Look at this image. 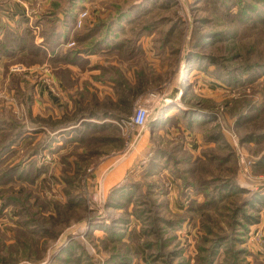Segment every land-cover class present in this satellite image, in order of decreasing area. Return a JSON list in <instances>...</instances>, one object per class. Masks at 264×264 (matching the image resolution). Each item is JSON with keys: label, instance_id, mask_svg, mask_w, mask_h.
Listing matches in <instances>:
<instances>
[{"label": "rangeland", "instance_id": "obj_1", "mask_svg": "<svg viewBox=\"0 0 264 264\" xmlns=\"http://www.w3.org/2000/svg\"><path fill=\"white\" fill-rule=\"evenodd\" d=\"M43 1L3 40L0 146L18 140L0 158V264H264V203H247L264 200V0ZM70 1L88 16L65 30ZM119 66L148 81L111 119L96 100L118 99ZM140 105L148 122L127 126Z\"/></svg>", "mask_w": 264, "mask_h": 264}, {"label": "trees", "instance_id": "obj_2", "mask_svg": "<svg viewBox=\"0 0 264 264\" xmlns=\"http://www.w3.org/2000/svg\"><path fill=\"white\" fill-rule=\"evenodd\" d=\"M68 6L70 7V9H71V7H73V3H71V1H70V3H68ZM69 9V10H70ZM68 12V8L65 10V17H64V20H65V24H68V22H69V16L68 15H71L70 13H67ZM59 17H56V18H50V19H48L47 20V22H49V28L50 29H53V27H54V25H51L50 24V22L52 21V20H55V21H57V20H59L58 19ZM54 21V22H55ZM69 23H71V22H69ZM67 27H69V26H67ZM98 31V30H97ZM65 33L66 32H63L62 34L63 35H65ZM90 35V33L89 32H87V31H84V33L82 32V33H80L79 35L81 36V37H83L84 35ZM7 37H11L12 39H14L13 40V43L14 44H11V47H13V46H15V41H16V39L18 40V39H22V40H24L26 37L24 36V34H20V33H18V31L16 30V31H12V32H10V34L8 35V34H6V38ZM110 36H107V39H106V41L105 42H107L108 41V38H109ZM55 40H56V37H55ZM81 40V39H80ZM47 39H45L44 40V42L45 43H47ZM77 41H78V39H77ZM56 42V41H55ZM80 42V41H79ZM94 42H96V40L95 41H93V42H91V46L92 45H94ZM131 42V41H130ZM48 43H49V41H48ZM125 43V42H124ZM3 43L1 44V47L3 48ZM6 47H8V46H6ZM133 48H136V45H133V47H132V53H128V55L130 56V55H133V53H135L136 54V50H134ZM12 50V49H11ZM79 49H77V50H73V52H74V54L72 55V50L70 51V53H71V55L72 56H76V53H78L79 51H78ZM87 50V49H86ZM93 52H94V49H91ZM13 52H15V51H13L12 50V53ZM53 52H54V50H53ZM66 54H69V53H66ZM70 58H74V57H70ZM115 71V73H117V77H115L116 79L114 80L117 84H118V88L119 89H117V91H118V99L116 100V101H112V100H109L108 102H106V103H100L101 101H99V100H96V102H98L96 105H99V104H101L100 106L102 107V108H104L103 109V111L102 112H104V114L105 115H107L106 113H111V111H109V109H113V110H115V115H112L110 118L111 119H117V118H120V117H122V115L121 114H123V115H126L127 113H129V112H131V107H133V104H134V102H135V100L137 99V97L141 94V93H143L144 92V84L145 83H147V79H146V70L144 69L143 71H135L134 72V74H136L135 76H136V80H135V82L134 81H132L131 79L130 80H128V78L125 76V70L124 69H122V67L121 66H119V67H117V68H114V69H112V71ZM116 84V85H117ZM111 107V108H110ZM165 111L166 110H164V109H161V110H158L157 111V115H156V119H154L153 121H151V125L152 126H154V129H155V127H159V125L161 124V123H159L160 122V120H161V118H162V116H163V114L165 113ZM90 115H93V114H90ZM241 114L239 113V115L238 116H240ZM64 116L66 117V119H64V120H62V123H65V122H68L69 123V121L70 120H68V118H69V115L67 114V115H65L64 114ZM93 116H96L95 114L93 115ZM80 117V116H79ZM79 117L77 116L76 118H75V120L77 121V119H79ZM90 117V116H89ZM243 117L245 118L246 117V115H244V114H242L240 117H238L239 118V120H242L243 119ZM129 118H130V116H129ZM128 118V119H129ZM237 118V119H238ZM101 119L103 120L104 119V117H101ZM46 121V120H45ZM60 122L61 121H58V123H55V124H60ZM93 122H96V123H94V124H92V122H91V124L90 125H88L89 127H91L92 125L94 126V127H104V125H106V126H109V125H111V123H109V122H101V121H98V119H97V121H93ZM46 125H47V122H44ZM6 124H8L7 122H4V121H2V120H0V128H1V126L3 125H6ZM45 125V126H46ZM62 125L63 124H60V125H56V130H59L58 132L59 133H61V132H63V131H66L69 127H68V125H66L67 127H62ZM58 126V127H57ZM65 126V125H64ZM60 128H62V129H60ZM20 132V131H19ZM20 134V133H19ZM250 135H257V133H254V132H251V133H249ZM17 135L15 134L14 135V137H12V138H10V139H7L4 143L2 142L1 143V146H0V158L7 152V150L14 144V143H16L17 142ZM264 160V159H263ZM264 162V161H263ZM19 168V165H17L14 169L15 170H17ZM2 175H0V178H1V176H3V175H5V176H10V174H11V168H7V169H3L2 170ZM261 197H257V199H256V197H254L251 201H249V202H247L248 204H250V205H254L255 203H256V201H260L261 203H264V200H262V199H260ZM246 217H247V215H245ZM259 219V217H258V215H254L253 217H247V221L246 222H255V221H257Z\"/></svg>", "mask_w": 264, "mask_h": 264}, {"label": "crops", "instance_id": "obj_3", "mask_svg": "<svg viewBox=\"0 0 264 264\" xmlns=\"http://www.w3.org/2000/svg\"><path fill=\"white\" fill-rule=\"evenodd\" d=\"M31 0H0V84L3 83V85L6 87V82L9 80V77L11 76L12 73H14L15 70V60L14 57H12V50H11V46L6 47L5 45H3L4 47H1V44H5L4 43V39L6 37V34H10V32H14L17 29L23 28L24 25H26L27 21H26V17L24 15V10L26 9V6L28 5V3ZM43 1V0H41ZM45 1V2H44ZM43 2L48 6V4H50V2L52 3L53 1L51 0H44ZM33 2V1H32ZM80 10H76L75 11V7H71V9L67 12L70 13L71 15H68L69 18V23L64 25L65 30H67L69 27L67 26H71V27H75L77 28L78 26L75 25V21H76V17L78 15ZM40 14L43 13L40 11ZM58 16H62L61 20H64L65 17V11H63L62 8L58 9L57 13ZM75 18V21H73ZM50 19V18H49ZM55 20H52L50 22V24L52 22H54ZM60 21V20H57ZM56 21V22H57ZM73 22V23H72ZM21 24L20 26L17 27L18 24ZM42 25V23H41ZM106 30V29H105ZM106 43V42H105ZM109 49V48H107ZM95 53V52H94ZM92 54V53H91ZM90 55V54H89ZM88 55V57H89ZM95 55V54H93ZM91 56V55H90ZM14 62V63H13ZM99 63H101V61H99ZM27 77L28 74L30 76H34V71L33 69L30 71H27ZM50 76V75H49ZM52 77V76H51ZM56 77V76H55ZM54 78L52 77V80ZM178 78L174 79V82L176 84V80ZM53 82L55 83V81L53 80ZM58 84H61L58 83ZM35 85V84H34ZM36 87H40L41 90V86H39V83L37 82ZM59 87V85H58ZM63 90V87H62ZM44 91V90H43ZM61 91V90H60ZM38 92H39V88H38ZM45 94V92L43 93V95ZM33 98V97H32ZM124 167V165H122V168ZM119 171V170H118ZM117 170H113L112 172H114L115 174L118 172ZM120 172V171H119ZM109 174L107 175V178H109ZM115 181L111 180L109 181L107 186H112L114 184Z\"/></svg>", "mask_w": 264, "mask_h": 264}, {"label": "built area", "instance_id": "obj_4", "mask_svg": "<svg viewBox=\"0 0 264 264\" xmlns=\"http://www.w3.org/2000/svg\"><path fill=\"white\" fill-rule=\"evenodd\" d=\"M40 9L39 6L37 7H31L26 6V9L24 10V15L26 17L27 23H34L36 17L40 15ZM88 16V9L80 10L75 21V25L80 27L82 24H84L86 18ZM35 30H38L40 28V25H31ZM74 43V42H73ZM2 95L0 94V98ZM150 117V111L146 106H137L135 108L134 114L129 118V120L126 121L127 126H132L134 128H142L146 123L148 122V119ZM124 121V120H123ZM125 124V121H124Z\"/></svg>", "mask_w": 264, "mask_h": 264}, {"label": "water", "instance_id": "obj_5", "mask_svg": "<svg viewBox=\"0 0 264 264\" xmlns=\"http://www.w3.org/2000/svg\"><path fill=\"white\" fill-rule=\"evenodd\" d=\"M178 90V87L177 88H174V93ZM174 93L171 95L172 98H174Z\"/></svg>", "mask_w": 264, "mask_h": 264}]
</instances>
